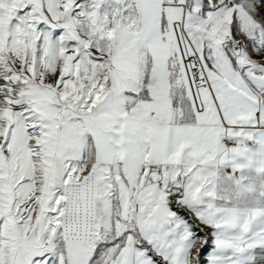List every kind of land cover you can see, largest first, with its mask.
Returning a JSON list of instances; mask_svg holds the SVG:
<instances>
[{"label":"snow or ice","instance_id":"snow-or-ice-1","mask_svg":"<svg viewBox=\"0 0 264 264\" xmlns=\"http://www.w3.org/2000/svg\"><path fill=\"white\" fill-rule=\"evenodd\" d=\"M0 264H264V0H0Z\"/></svg>","mask_w":264,"mask_h":264}]
</instances>
